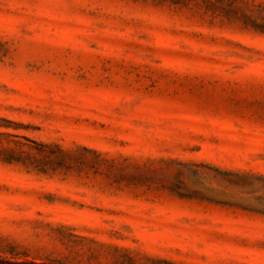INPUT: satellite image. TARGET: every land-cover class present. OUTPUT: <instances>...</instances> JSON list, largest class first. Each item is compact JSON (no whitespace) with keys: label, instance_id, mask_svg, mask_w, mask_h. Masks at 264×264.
I'll return each instance as SVG.
<instances>
[{"label":"rangeland","instance_id":"rangeland-1","mask_svg":"<svg viewBox=\"0 0 264 264\" xmlns=\"http://www.w3.org/2000/svg\"><path fill=\"white\" fill-rule=\"evenodd\" d=\"M0 115L128 165L0 161L1 258L264 264V32L150 0H0Z\"/></svg>","mask_w":264,"mask_h":264},{"label":"trees","instance_id":"trees-1","mask_svg":"<svg viewBox=\"0 0 264 264\" xmlns=\"http://www.w3.org/2000/svg\"><path fill=\"white\" fill-rule=\"evenodd\" d=\"M155 4H169L179 7H197L205 12L221 14L240 20L244 25L264 32V4L251 6L245 0H150ZM26 124L0 115V161L17 163L27 171L50 174L72 172L81 174L92 171L108 176L117 174L128 165H120L102 152L86 144L76 143L64 146L56 141H43L16 129L27 128ZM13 129V130H11ZM247 177L245 173H234ZM182 182L174 183L176 190ZM178 193L179 190H176ZM264 212V211H263ZM0 264H40L33 260L11 261L0 257Z\"/></svg>","mask_w":264,"mask_h":264}]
</instances>
